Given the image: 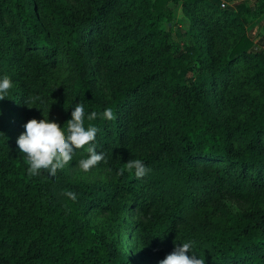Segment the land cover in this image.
<instances>
[{
  "label": "trees",
  "instance_id": "trees-1",
  "mask_svg": "<svg viewBox=\"0 0 264 264\" xmlns=\"http://www.w3.org/2000/svg\"><path fill=\"white\" fill-rule=\"evenodd\" d=\"M69 1L0 0V77L13 82L6 101L22 128L48 113L64 132L83 104L104 154L93 169L110 182L30 176L0 110V264H159L185 242L204 264H264V35H249L264 0L245 11L214 0ZM87 155L77 150L74 164ZM134 159L151 168L143 179L127 167ZM206 185L245 212L226 227L193 224ZM100 213L111 225L130 213V252L94 225Z\"/></svg>",
  "mask_w": 264,
  "mask_h": 264
},
{
  "label": "clouds",
  "instance_id": "clouds-1",
  "mask_svg": "<svg viewBox=\"0 0 264 264\" xmlns=\"http://www.w3.org/2000/svg\"><path fill=\"white\" fill-rule=\"evenodd\" d=\"M12 87L13 82L9 77H0V100L7 98ZM71 108V119L67 121L64 132L61 131V127L48 121V113L46 117L44 116V120L32 119L24 125L25 131L18 137L17 146L20 153L24 154L30 176L37 177L46 172L48 177H55L57 171L64 169L79 149H84L88 154L87 158L80 159L77 165L84 173L89 172L104 160V154L97 152L94 143L99 129L94 125L85 127L83 104L76 103ZM97 115L93 111L86 118L88 121H92L97 118ZM102 118L113 119L111 110L105 109ZM127 167L130 171L134 170V176L138 180L143 179L151 172V168L140 159L129 160ZM63 194L72 200L76 199V194L71 191H65ZM189 251L192 252V244L190 242L182 243L175 247L174 251L159 264H204V261L193 253L190 258L187 255Z\"/></svg>",
  "mask_w": 264,
  "mask_h": 264
},
{
  "label": "rangeland",
  "instance_id": "rangeland-1",
  "mask_svg": "<svg viewBox=\"0 0 264 264\" xmlns=\"http://www.w3.org/2000/svg\"><path fill=\"white\" fill-rule=\"evenodd\" d=\"M59 2L63 6L72 5L69 0H59ZM249 35L255 40V42L259 40L261 35H264V18L259 19L258 24L250 28ZM183 76H185V73ZM14 105L15 104L13 102L8 103L6 98L4 100H0V110L8 116V119L15 122L14 139L17 141L18 137L25 131V129L20 127L22 124V113ZM74 162L75 160L72 159L69 164L62 169L72 182L91 185L108 184L110 182L109 175L104 168H95L91 169L87 173H84L78 168V164L76 165ZM196 190L200 195H202L201 199L195 202L192 210L193 216L196 220L193 224L196 226H205L206 228L226 227L230 225L232 218L240 216L245 212V208L242 205L230 199L228 196H224L222 193L218 194L213 186L210 187L209 185H206L204 188H196ZM206 193H210L209 197L205 195ZM129 214L130 213L124 216L125 220L119 225H111L113 221H111L109 214L105 215L100 213L98 215L95 214L94 216V225L98 228V230H114L113 232L115 237L118 239L120 248H123L128 252H130V231L127 230L126 222L131 219ZM105 235L108 236L110 234ZM113 239L115 238L113 237Z\"/></svg>",
  "mask_w": 264,
  "mask_h": 264
},
{
  "label": "crops",
  "instance_id": "crops-1",
  "mask_svg": "<svg viewBox=\"0 0 264 264\" xmlns=\"http://www.w3.org/2000/svg\"><path fill=\"white\" fill-rule=\"evenodd\" d=\"M218 3H221L222 6H231L233 7L236 11H245L248 9V7L254 2L258 0H236L230 2L229 0H214Z\"/></svg>",
  "mask_w": 264,
  "mask_h": 264
}]
</instances>
